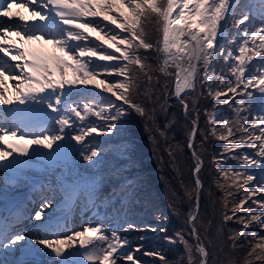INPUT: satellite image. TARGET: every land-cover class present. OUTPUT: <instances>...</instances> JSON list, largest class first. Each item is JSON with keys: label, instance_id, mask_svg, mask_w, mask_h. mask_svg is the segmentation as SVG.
<instances>
[{"label": "snow or ice", "instance_id": "snow-or-ice-1", "mask_svg": "<svg viewBox=\"0 0 264 264\" xmlns=\"http://www.w3.org/2000/svg\"><path fill=\"white\" fill-rule=\"evenodd\" d=\"M14 3L17 0H0V16L12 21L0 27V105L8 109L0 112V168L5 182L14 186L34 154L51 160L60 149L71 147L64 144L65 140L83 145L86 137L113 130L118 118L127 114L123 106L145 115V107L133 99L141 80L160 92L157 103L174 98L185 116L189 110L185 97L199 83L202 93L206 91L219 102L212 113L205 109L208 130L203 132L201 143L209 137L227 142L221 155L212 158L222 178L216 181L224 193L222 223L235 221L241 225L227 239L236 249L241 247V240L251 237L243 264H264V235L249 231L255 225L264 232V183H255L253 187L255 176L248 171L251 166L264 168V65L254 78L246 75L255 58L264 60V10L258 27L250 23V10L235 19L240 31L239 40H234L238 47L226 51L220 37L234 0H27L17 5L27 11L26 16L12 11ZM260 4L264 7V0ZM146 23L156 25L155 41L145 30ZM250 43L252 47L248 46ZM45 46H51V50ZM220 57L229 66L228 78L219 77V84L214 85L215 64ZM173 78L174 86L169 83ZM82 90H91L95 95H90L86 102L74 101L73 95ZM257 92L260 106L253 113L252 102ZM103 93L110 94L111 102L105 100ZM146 98L153 99L151 94ZM116 101L122 105L117 107ZM219 105H229L234 117L218 120L215 108ZM195 115L186 147L195 161L194 207L187 215V224L196 243L189 245L182 232L176 233V238L185 245L187 264H208L209 252L196 227L203 161L195 150L200 131L198 111ZM92 116L103 120L104 127L93 126L89 119ZM77 121L81 124L78 130ZM70 129L77 134L69 136ZM244 145L250 146L253 154L243 152ZM238 151L242 152L239 160L244 171L220 166L225 153ZM99 154L97 146L79 153L83 161L92 165L97 163ZM98 183L95 175L66 176L58 179L55 190L68 203L73 197L78 198L81 191L91 196ZM241 191L245 195L229 208V197L234 198ZM112 195L115 206L122 203L126 193L113 191ZM186 195L192 199V193ZM54 202L53 198L46 199L35 219L42 220V213ZM242 211L245 215H240ZM116 216H120V210ZM41 226L45 231L50 227ZM121 228L127 231L137 225L128 221L112 223L111 227L102 222L86 224L81 231L51 233L54 239H39L36 243L51 250L49 255L56 258L51 264H120L121 257L127 264H140L134 253L143 251L142 246L124 252L129 241L121 235ZM26 238L25 233L12 235L0 226V248L12 247ZM166 239L175 242L171 237ZM145 254L166 261L159 251Z\"/></svg>", "mask_w": 264, "mask_h": 264}, {"label": "trees", "instance_id": "trees-1", "mask_svg": "<svg viewBox=\"0 0 264 264\" xmlns=\"http://www.w3.org/2000/svg\"><path fill=\"white\" fill-rule=\"evenodd\" d=\"M259 4L260 0H238L236 2L233 7L234 15L231 16V20L227 24V31L222 42L226 51L228 49L235 51L238 47V43H234V40H239L240 31L236 28L234 21L240 18L247 5H251V8L255 7L251 11V15L254 13L255 18H252L250 23L257 27L260 26L261 18L259 17L261 14L256 9L262 7ZM145 30L153 41L157 39L154 23H146ZM248 46L252 47L251 44ZM262 65H264V60L259 57L255 58L254 62L249 65L246 75L249 78H254L256 71ZM228 67L220 57L215 64L217 78L214 79V85L219 84V77L228 78ZM155 82L154 78L152 83L155 84ZM169 83L173 85L174 78ZM147 94L152 95V101L147 100ZM159 96L158 90L150 88L144 80H141L137 93L133 94V99L145 107V115L141 116L134 110L128 109L127 106H123L127 109V114L118 118L113 130L102 135L98 147L100 154L96 158L97 163L92 165L82 160L77 161L81 167V173L86 171L95 173L99 180L92 195L82 193L81 199L85 198L89 201L93 195L100 196L105 189L109 190V193L101 200L103 215H113L112 223L122 224L123 221H128L137 225V228L127 231L121 228L122 236L123 233H128L135 237L137 232L144 233L140 235H145L139 238L141 245L138 246L146 247L145 252L137 257L140 264H181V260H183V264H187L185 245L176 238V233L182 232L188 244L195 245L196 240L189 235L190 226L187 224V215L194 207L192 168L195 161L186 144L191 127L190 122L197 118L195 113L198 111L200 131L197 133L194 144L197 155L203 161L199 173L203 187L200 191L196 227L201 241L209 252L208 264H243L251 237L248 240H241L239 242L241 247L236 249H233L231 241L227 239L233 231H238L241 225L235 221L222 223L225 211L224 193L216 184V181L222 178L216 171L218 165L212 162L213 156L221 155L227 142L209 137L203 144L201 143L203 132L208 130V116L205 109L208 113H212L213 106L219 102L207 95L206 91L202 93L201 86L197 83L196 90L185 97L189 103L188 119H186L183 116V109L176 99L160 100L157 103ZM109 97L110 94L107 93L105 99L107 100ZM259 99L257 92L252 102L253 113H257L259 109ZM111 100H115V98L111 97ZM194 102L195 108L193 107ZM121 105L122 102L116 101L117 107ZM215 112L218 120L224 117L231 119L235 115L229 105H219L215 108ZM112 114H116L115 108L112 109ZM89 119L93 126L104 127L105 125L103 120L95 116ZM242 151L253 154V149L248 145H244ZM169 152H172L173 155H169ZM241 155L240 151L231 154L225 153L224 162L220 166L225 170L244 171L239 160ZM248 171L255 176L253 187L255 183H264V168L251 166ZM106 184L107 187L102 190ZM113 191L118 194L125 192L126 195L122 197V203H116L115 206L112 203L110 204L111 209H108L106 199L112 195ZM230 191L235 192V189H230ZM186 193H192L191 200ZM244 195L245 193L241 191L236 193L234 198L229 197L228 207L231 208L232 204L238 202L239 198ZM248 206H251V202ZM118 210H120L119 217L116 216ZM240 215H245V213L242 211ZM210 221L211 224H209ZM153 228L155 231L151 230ZM249 231L264 235V232H261L255 225ZM124 237L127 236L124 235ZM166 237L173 238L175 242H169ZM130 240L123 249L125 252L132 251L131 245L134 239ZM153 250L159 251L165 256L166 261L162 262L157 256L145 254ZM193 254L198 256L195 252Z\"/></svg>", "mask_w": 264, "mask_h": 264}, {"label": "rangeland", "instance_id": "rangeland-1", "mask_svg": "<svg viewBox=\"0 0 264 264\" xmlns=\"http://www.w3.org/2000/svg\"><path fill=\"white\" fill-rule=\"evenodd\" d=\"M238 0H234V4L233 7L235 6L236 2ZM26 1H22L21 3H26ZM243 3V1H242ZM261 5V4H259ZM28 7L31 8L33 6H31V4H28ZM255 9V7L251 8V5H247L245 7L244 12L247 11H253ZM257 11L261 14L262 13V7L261 8H256ZM260 9V10H258ZM243 12V13H244ZM23 14V13H22ZM233 8L230 10V15L227 21V24L229 22V20H231V16H233ZM255 14H252V18L254 17ZM261 16V15H260ZM259 17V16H257ZM5 17L2 18V20ZM261 18V17H259ZM227 24L225 25L224 30L222 31L220 40L221 43L223 42V38L226 34L227 31ZM257 43H259V41H257ZM251 44V43H250ZM47 47L49 50H51V46H45ZM0 56H2V54H0ZM8 59V58H5ZM11 62V61H10ZM102 78V77H100ZM174 86V83H173ZM100 91V90H97ZM90 95H95V93L91 92V90H82L79 93H76L73 95V100H81V101H87L88 97ZM105 95H107V93H103V97L105 98ZM106 100V99H105ZM107 102H111L109 99L106 100ZM101 107H103V105H101ZM99 110V109H97ZM6 108L3 105H0V112H5ZM81 126L80 122L77 121L76 122V129L78 130L79 127ZM69 132V136L77 134V132L73 131V130H68ZM102 135H96V134H92L89 137H86L85 139V143L83 145H78L76 144L74 141L71 140H65L64 144L65 145H71V147L68 148H62L60 149L59 155L54 154L53 157H58V161L55 162L54 164L51 165V167L45 171L43 170L42 166H43V162L47 163L50 165V163H48L47 161H49L50 159L45 158V157H40L38 155H32L31 157H29V160H32L35 164V167H33V169H35L38 178H40L38 181H36L35 183L33 182L34 179H37L36 177L34 178H30V176L27 174H25L24 176H20L19 179L17 180V182L15 183V185H10L7 184L5 181H3V179L1 178V170H0V188H2L5 184L9 186V191L11 192H19L21 190H26L27 188L30 189H35L36 191L38 190L39 192H44L45 194L48 195V197L44 198L42 200V202L38 203V207L33 208L30 212H28L25 216H23L22 218H19L20 222L19 227L18 228V233H25L27 235V238L25 240L22 241V243L25 242H30L31 244H37L36 241L39 239H49L52 240L55 238L54 235H52L51 233H71L72 231H81L83 230V226L88 224L91 226H94L96 223L98 222H102L104 225L111 227L112 224V219L114 218L113 215L110 214H104L102 213V209H101V203H102V199L109 193V190L105 189V187H107V184L102 188V190L105 189V191L100 194V196H96L93 195L92 198L87 201L85 198L81 199V195L82 193H87L84 191H81L77 197H73L68 203H65L63 201V199L61 198V194L56 191L55 189L58 187L57 181L58 179L62 178V177H75L76 175H80V176H84V175H88V176H92L95 175V173H91L89 171L80 172V166L78 164V160H82V157L79 155L81 150L84 149H90L91 146H97L99 147V144L101 143V139H102ZM41 151H45L47 152V149H42ZM83 161V160H82ZM44 172H46L44 174ZM43 174V176L41 177V175ZM96 176V175H95ZM12 195V194H11ZM4 194H1V197H3ZM48 198H53L55 200V202L53 203L52 207L45 209V211L42 213V220H36L35 219V214L37 211H39L41 209L42 204L45 202L46 199ZM87 198V197H86ZM107 202H108V209H111V205L113 203V196L109 195L107 197ZM11 201V200H10ZM64 214L66 219H67V225L62 227L64 230L60 231V232H53L52 230H50L48 228V232L45 236H43L41 234V231L39 230V225H41L42 223H45L46 220H49L56 216L57 214ZM3 214H8L7 211L3 212ZM10 215V213H9ZM50 216V218L48 219V217ZM52 221H50L51 223ZM51 225V224H48ZM70 225V226H69ZM68 226L70 228H68ZM39 233V234H37ZM106 235H110V232H106ZM140 234H144L141 232H137L135 237H132L130 234L128 233H123V236L126 235L128 240L131 241L130 239H134L132 241V245L131 248L134 249L136 248L138 245H141V242L139 240L140 237L145 236V235H140ZM143 251L141 252H135L134 255L136 256V258L143 252H145V248L143 247ZM124 251V250H123ZM125 252V251H124ZM138 259V258H137ZM85 264H87V262H85ZM120 264H127V262L123 261L122 257H121V261Z\"/></svg>", "mask_w": 264, "mask_h": 264}, {"label": "bare ground", "instance_id": "bare-ground-1", "mask_svg": "<svg viewBox=\"0 0 264 264\" xmlns=\"http://www.w3.org/2000/svg\"><path fill=\"white\" fill-rule=\"evenodd\" d=\"M21 1L24 2L26 0H21ZM12 11L13 12L20 11L21 13H23V15L25 16L28 15L27 11H25L23 8L15 7V8H12ZM34 46L39 47L38 44ZM6 111H8V109H6ZM58 160H59L58 157H53L51 160L47 161L48 163H50V165L43 162L42 163L43 170L47 171L51 167V165L57 162ZM35 164L32 160L28 159V166L20 173V176H24L25 174L28 173L30 178L36 177L38 173H36L35 169H33V167H35ZM0 170H1V178L3 179V181H5L3 169L0 168ZM45 173L46 172H44V174ZM1 194H4V196L1 197ZM46 197H48V195L45 194V191L39 192L38 190L36 191L35 189H30V188H27L26 190H21L19 192H11L9 191V186L5 184L2 188H0V226L7 229L8 232L18 229L19 227H21L19 226L20 222H18L19 218H22L23 216H25L33 208L38 207L39 206L38 203L42 202V200ZM12 198H17L18 200L10 201ZM21 202L23 203L20 204ZM5 206H7V213L8 214L10 213V216H12L11 218L6 217L3 213H1V211L3 210ZM4 218L6 219L4 220ZM49 218L50 216L48 217V219ZM50 221L52 222L50 223ZM66 221L67 219L65 215L60 213L54 216L52 220L51 219L46 220L45 223H42V224L43 225L51 224L49 225L50 230H52L53 232H55V230L56 232H60L64 230L62 227L67 225ZM41 225H39V230L41 231V234L42 235L44 234L43 236H45L50 231H48V229L47 231H45V229ZM69 226L68 228H70ZM23 244H31V243L25 242ZM18 245L19 244H16V247H19ZM33 245L39 246L40 250L37 252L36 256H33L31 259H29V261L28 259L23 260L21 264H51V261L56 259L54 256L49 255V252L51 251L50 249L46 251L45 246L43 245H40V244H33ZM13 248L14 246L9 247L6 250L4 257L5 259L9 258L10 261L12 262H16L18 257L15 255L16 251L14 250L15 252H13Z\"/></svg>", "mask_w": 264, "mask_h": 264}, {"label": "water", "instance_id": "water-1", "mask_svg": "<svg viewBox=\"0 0 264 264\" xmlns=\"http://www.w3.org/2000/svg\"><path fill=\"white\" fill-rule=\"evenodd\" d=\"M183 116H184L186 119H188V116H185V113H184V111H183Z\"/></svg>", "mask_w": 264, "mask_h": 264}]
</instances>
